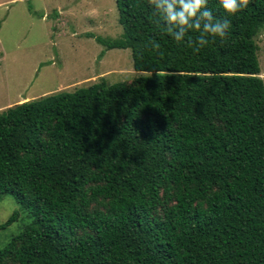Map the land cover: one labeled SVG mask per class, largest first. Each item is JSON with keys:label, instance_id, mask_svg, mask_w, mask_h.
<instances>
[{"label": "trees", "instance_id": "1", "mask_svg": "<svg viewBox=\"0 0 264 264\" xmlns=\"http://www.w3.org/2000/svg\"><path fill=\"white\" fill-rule=\"evenodd\" d=\"M207 7L231 27L195 51L197 31L176 42L149 0H117L123 37L97 41L138 78L0 111V202L32 219L0 264H264V0Z\"/></svg>", "mask_w": 264, "mask_h": 264}, {"label": "rangeland", "instance_id": "2", "mask_svg": "<svg viewBox=\"0 0 264 264\" xmlns=\"http://www.w3.org/2000/svg\"><path fill=\"white\" fill-rule=\"evenodd\" d=\"M118 19L117 0H0V111L103 78L109 85L138 78L131 50L97 41L123 37ZM255 41L264 81V28ZM17 211L0 230V250L32 222L13 196L0 202V225Z\"/></svg>", "mask_w": 264, "mask_h": 264}, {"label": "clouds", "instance_id": "3", "mask_svg": "<svg viewBox=\"0 0 264 264\" xmlns=\"http://www.w3.org/2000/svg\"><path fill=\"white\" fill-rule=\"evenodd\" d=\"M250 0H219L223 10L229 15H235L246 9ZM154 6V15L164 22V28L176 42L185 40L188 30L199 33L195 41L189 38L188 43L194 44L199 51L209 43V37L221 39L229 34L231 27L228 19H217L208 9V0H149ZM159 23V21H158ZM155 48L159 44L151 42Z\"/></svg>", "mask_w": 264, "mask_h": 264}]
</instances>
